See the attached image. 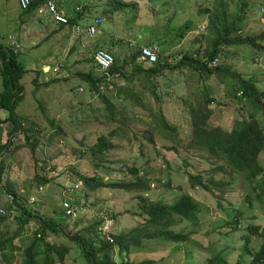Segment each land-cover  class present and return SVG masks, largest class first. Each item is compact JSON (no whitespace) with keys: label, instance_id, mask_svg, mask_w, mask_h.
Wrapping results in <instances>:
<instances>
[{"label":"rangeland","instance_id":"374dc122","mask_svg":"<svg viewBox=\"0 0 264 264\" xmlns=\"http://www.w3.org/2000/svg\"><path fill=\"white\" fill-rule=\"evenodd\" d=\"M211 1L122 0L125 2L122 4L125 6L122 10L105 13L103 4L109 2L108 0H79V4L87 6L79 14L80 27L95 16L104 19L102 32L97 36L88 37L83 32L58 30L57 24L46 14L40 16L37 12L36 15L23 12L17 0H0V43L12 45L19 52L18 57L26 69L20 80L24 98L16 112L25 118V125L30 118L41 129L40 133H31L39 138L33 155L37 159L36 162L31 158L30 147L22 135H12L14 141H19L20 147L5 155L6 165L1 171L0 205L3 206L7 199L8 193L4 192V188L15 192L23 202L36 196V202L29 205V208L45 217L51 216L53 209L62 204L61 201H78L79 213L76 218H69L65 214L52 215L58 221L65 222L68 230L78 229L74 228L73 224L76 220H79L81 225H87L100 220L102 215H111L114 218L110 220L111 224H114L113 229L109 224L108 229L104 230L106 234L122 229L128 230L142 223L137 214L139 211L137 194L104 187L94 191L87 190L82 181L77 179V173L89 177L97 175L103 182L122 178L129 180L127 169L144 165L148 176L152 177L147 197L152 201L172 203L180 194L187 192L198 203L199 222L194 224L181 221L173 228L189 233V238L185 242L142 239L138 246L130 247L127 253L130 261L153 259V264H207V260L213 254L221 252L226 264L250 263L252 257L246 248L255 251L259 240L254 236H248L247 227L255 224L264 225V205L254 202L250 207L245 198L247 188L240 182L224 186L223 192L215 191L212 197L201 187L191 188L187 179V173L193 175L200 173L203 178L213 177L227 181V176L213 170L217 162L208 158L206 154L187 147L189 116L181 97L194 90L193 84L196 83L197 76L188 71L181 73L180 70H174L164 71L157 80L161 92L160 110L169 124L179 128L176 141L164 138L163 133L172 132L157 126L150 128L149 120L153 118L146 113L135 115L126 111L122 114L126 118L110 122L105 102L96 92H91L87 82L80 76L89 72L94 76L98 73L92 53L97 47L104 48L105 44L111 41L116 45L114 51L119 55L120 62L129 54V49L133 50L137 45L145 44L153 49L157 48L162 59L167 58L173 62L174 56H181L189 50L201 32H205L199 31L198 27L204 24L206 20L204 10L210 8ZM255 1L257 0H251ZM58 2L65 12L72 9V0ZM237 9L238 4L228 3V13L231 17L238 14ZM263 13V10L252 7L246 16L243 31L251 36L257 35L264 27ZM40 17L43 19L39 20ZM53 28L57 36L44 35L45 32L53 31ZM13 34L15 36L11 38ZM225 52L227 58L225 60L220 58L221 64L232 67L244 77L256 73L259 80L264 79V54H255L245 45L228 46ZM42 57L51 61L49 70L42 71ZM59 63L63 67L56 73L53 69ZM54 77L55 81L49 86L42 84L36 87L32 82L34 78H37L36 82L41 83ZM197 82L200 87L203 86L207 90L215 102L230 99L228 93L223 95L226 84L218 77L211 76L209 80ZM138 87L140 86L137 85L135 89H139ZM80 88L83 90H79ZM2 89L3 74L0 71V91ZM115 89L116 87L112 86L104 89L103 93L113 97ZM135 89L131 87V92L133 93ZM142 97L144 103L155 111V97L151 93H146ZM132 100L129 97V100L123 101L124 109H127V103ZM140 101L133 103L141 105ZM119 105H122V101H119ZM142 106L145 107L144 104ZM221 112L224 115V109ZM0 114L6 116L7 112L0 108ZM44 114L56 121L64 134L53 135L54 137L50 138L52 127ZM225 116L227 120L224 121L229 124L232 116L229 113H225ZM11 127L12 125L7 123L0 130V143L9 137L7 131ZM112 130L114 134L111 137L115 148L107 153L108 159H101L102 156L93 155L83 149L86 144L95 140L98 133L107 135ZM150 137L153 143L150 142ZM162 155L169 161L168 170L161 160ZM34 166L36 171L45 176L53 170L55 174L59 173V176L47 183L40 193H36L37 188L32 180L35 174ZM169 180L171 186L165 184ZM77 182H81L79 188L71 189ZM177 187L181 191H177ZM234 218H237V230L230 227V221ZM103 226L104 224L98 229ZM29 227L31 234L32 225ZM15 229L16 221L13 217L0 220V238L4 231L12 233ZM28 239L29 236L23 235L15 241L25 248ZM51 242L67 243L69 252L63 262H59L54 252H49L48 256L40 252L36 257L40 264H47L44 261L45 257L50 259L47 260L49 264H83L77 249L65 237L52 236ZM123 256L124 253L118 252L116 259L119 260ZM15 258H12V263Z\"/></svg>","mask_w":264,"mask_h":264},{"label":"trees","instance_id":"16d2710c","mask_svg":"<svg viewBox=\"0 0 264 264\" xmlns=\"http://www.w3.org/2000/svg\"><path fill=\"white\" fill-rule=\"evenodd\" d=\"M43 1L31 0L28 8L22 9V11L36 15ZM108 1L103 4L105 6L103 12L105 13H114L125 7L122 5L125 3L122 0ZM72 2V9L67 12L68 23L57 24L58 30L72 31V26L79 22V14L87 8V6L79 4V0H72ZM228 3L238 4V14L235 17L229 15ZM251 6L264 11V0L255 2H251V0H212L210 8L204 10L206 13V20L203 22L205 32H201L189 50L181 56H174L173 62L168 61L167 58L162 59L157 52L158 49L155 48L156 61L145 66L146 63L139 59L142 45H137L136 49L133 50L129 49V54L123 57L120 62L118 60L119 55L114 51L116 47L114 41L105 44L106 48L104 47V49L113 57L110 72L118 76V80L113 84L116 87L113 97L105 95L100 89V86L104 84V77L100 73H96L95 76L92 72L80 74L81 78L87 82L91 92H96L100 99L105 102L106 110L109 111L107 118L110 122L114 123L126 118L122 115L126 111L133 112L135 115L146 113L153 118L149 120L150 128L157 126L172 132V134L163 133L164 138L170 141L177 140L179 128L169 124L160 110L161 92L158 89V77H161L164 71L180 70L181 73L188 71L196 75L197 81L209 80L211 76H216L225 81L226 87L223 95L229 94L230 99L227 101L224 99L215 102L207 90L203 86L200 87L197 81L193 84L194 90L190 93L187 92L181 98L182 101L184 99V107L189 116L190 130L187 147L196 149L217 162L213 170L227 176V181L213 177L203 178L200 173L195 175L187 173V179L191 188L201 187L212 197H214L215 191L223 192L224 186L240 182L250 190L247 191L246 189L245 191L246 202L250 207L253 206L254 202L264 205V79L259 80L256 73L244 77L232 67L223 65L219 61L220 58L224 60L227 58L225 49L232 45H245L252 49L255 54H264V27L257 35L252 36L243 31L246 16L251 10ZM18 56L19 52L14 47L0 43V71L3 74L0 108L7 112L6 116L0 118V130L7 123L12 125L7 131L9 137L0 143V181L1 171L6 165L5 155L20 147L19 141H14L12 135H22L25 143L30 147L31 158L35 162L37 160L33 155L39 138L36 134L31 135V133H40L41 129L30 118L26 119L27 125H25V118L16 112L24 98L23 85L20 80L26 72ZM60 67L63 65L60 64L58 70ZM58 72L56 71V73ZM37 78L32 81L36 87L42 84L49 86L52 81H55L54 77V79L49 78L39 83L35 81ZM137 85L140 86L139 89H135ZM131 87L135 89L133 93ZM105 89H107V85ZM146 93H151L155 97V111L144 103L142 95ZM129 97L133 100L127 103V109H124L123 101L129 100ZM118 100L122 101V105H119ZM138 100H141L140 102L146 108L142 104L133 103ZM223 109L224 115L221 112ZM225 113L232 116L229 124L224 121L227 120ZM44 117L52 127L50 138L64 134L62 127L56 121L47 114H44ZM150 133L152 134V132ZM112 134H114L113 130L107 135L98 133L95 140L86 144L83 149L93 155L102 156L101 159H108L107 153L115 148ZM149 140L153 143L151 137ZM84 150L83 152H85ZM171 150L174 149L171 148ZM161 160L168 170L169 161L163 155ZM34 167L35 174L32 180L37 188L36 193H40L47 183L59 176V173L57 175L53 170L45 176L36 171V166ZM127 171L130 176L129 180L122 178L108 182H103L101 177H97V175L89 177L77 173V179L82 181L87 190L94 191L99 187H104L137 194L136 198L139 205L137 214L142 219V223L130 227L128 230L122 229L118 232H108V234H103L101 228L98 229V227L102 226L108 219L114 220L111 215H102L100 220L87 225H81L80 221L76 220L73 224L74 228L78 227V229L68 230L65 222L58 221L52 216L53 214L56 216L64 214L62 204L53 209L51 216L45 217L38 215L37 212L31 211L29 208V205L31 206L36 202V196H32L35 198L33 202L30 201L31 197L23 202L15 192L4 188V192L8 194L3 206L0 205V209L5 210L4 213L0 214V220L13 217L16 221V229L12 233L4 231L5 233L0 238V264H40L36 258L40 252H44L45 256H48L49 252H54L58 256L59 262H63L65 255L69 252V245L67 243L53 244L51 237L58 235L65 237L74 245L83 264H153V259L138 262L130 261L127 256L130 247L138 246L142 239H162L174 243L187 241L189 233L176 231L173 228L179 225L181 221L194 224L199 222L200 208L192 195L183 192L172 203L152 201L147 197L152 177L148 176L145 166H132ZM165 184L171 186V180ZM177 191H181L179 187H177ZM69 203L73 207H77L79 204L78 201L72 200ZM31 225L30 234L29 226ZM113 225L111 224L112 229ZM230 227L237 230V218L230 221ZM247 232L248 236H254L259 240V244L257 249H254L255 251L246 248L252 257L251 262L246 264H264V225H249ZM23 235L30 237L25 248L15 241ZM118 252L124 253V256L119 260L116 259ZM16 253H19L16 255L17 257L15 256ZM12 258H15L13 263L11 262ZM47 260L50 259L45 257V263L49 264L50 262ZM207 264H226V260L221 252H217L207 260Z\"/></svg>","mask_w":264,"mask_h":264},{"label":"built area","instance_id":"2783aa9c","mask_svg":"<svg viewBox=\"0 0 264 264\" xmlns=\"http://www.w3.org/2000/svg\"><path fill=\"white\" fill-rule=\"evenodd\" d=\"M31 0H18V4L21 9H26L30 5ZM47 13L51 19L58 24H67L68 23V14L67 12L62 9V5L58 4L56 0H44L43 4L38 8L37 13ZM104 23V19L101 16H95L93 17L88 23L84 24L83 27H80L78 24H74L72 26L73 32H83L88 37H94L96 34L100 32L101 26ZM205 29L204 24L198 27L199 31H203ZM132 45V44H130ZM92 59L95 62V67L98 73L101 74V76L104 77V84L100 86L101 90L105 89V86L107 85V88H111L116 80H118V76L116 74H113L110 72V67L113 63V57L112 55L106 51L102 47H97L93 53H92ZM139 59L146 63L151 64L154 63L157 59V53L155 52V49H153L151 46H142L139 54ZM60 64H58L56 67H54V71H57ZM81 90V88L79 89ZM81 182L75 183L71 189H77L79 188ZM70 189V190H71ZM35 198L31 197L30 201L33 202ZM62 208L64 211V214L69 218H76L79 209L75 206H71L69 201H62ZM4 209H0V214L4 213ZM111 219L106 220L104 223L103 228L100 230L103 234H106L104 232L105 229H108L109 224H111Z\"/></svg>","mask_w":264,"mask_h":264},{"label":"crops","instance_id":"0c3cea01","mask_svg":"<svg viewBox=\"0 0 264 264\" xmlns=\"http://www.w3.org/2000/svg\"><path fill=\"white\" fill-rule=\"evenodd\" d=\"M16 2V1H15ZM18 4V3H17ZM40 19L42 20L43 18L42 17H40ZM44 22H45V17H44V20H43ZM102 32V29H100V32L97 34V35H99L100 33ZM48 34H51L50 35V37L51 36H57V32H56V30L53 28V31H51L50 33L49 32H45L44 33V35H48ZM96 35V36H97ZM13 36H15V34H13V35H11V38L13 37ZM140 37V36H139ZM11 42V41H10ZM12 42H14V41H12ZM7 45H10L9 43H7ZM12 46V45H11ZM100 47H102V46H100ZM51 58V57H50ZM41 61H42V66H41V68H42V71H45L46 69H50V67H51V65H50V60H48L47 61V59L45 58V57H42L41 58ZM2 117H4V116H2V114H0V118H2ZM3 128V127H2Z\"/></svg>","mask_w":264,"mask_h":264},{"label":"clouds","instance_id":"9594fccd","mask_svg":"<svg viewBox=\"0 0 264 264\" xmlns=\"http://www.w3.org/2000/svg\"><path fill=\"white\" fill-rule=\"evenodd\" d=\"M17 2H18V0H17ZM56 2L58 3V0H56ZM60 5H61V4H60ZM18 6H19V4H18ZM19 7H20V6H19ZM42 14H46V15H48V14L45 13V12H44V13H41V14H39V15L41 16ZM48 16H49V15H48ZM49 17H50V16H49ZM50 19H51V17H50ZM51 20H52V19H51ZM52 21H53V20H52ZM53 22H54V21H53ZM88 22H89V21H88ZM88 22H86V23H88ZM54 23H55V22H54ZM86 23H85V24H86ZM56 24H58V23H56ZM83 26H84V25H83ZM83 26H82V27H83ZM96 35H97V34H96ZM12 47H13V46H12ZM99 47H100V46H99Z\"/></svg>","mask_w":264,"mask_h":264}]
</instances>
